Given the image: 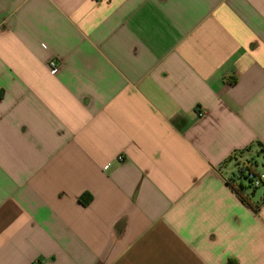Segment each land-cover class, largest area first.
I'll return each mask as SVG.
<instances>
[{
    "label": "crops",
    "instance_id": "0c3cea01",
    "mask_svg": "<svg viewBox=\"0 0 264 264\" xmlns=\"http://www.w3.org/2000/svg\"><path fill=\"white\" fill-rule=\"evenodd\" d=\"M263 147L264 0H0V264H264Z\"/></svg>",
    "mask_w": 264,
    "mask_h": 264
},
{
    "label": "built area",
    "instance_id": "2783aa9c",
    "mask_svg": "<svg viewBox=\"0 0 264 264\" xmlns=\"http://www.w3.org/2000/svg\"><path fill=\"white\" fill-rule=\"evenodd\" d=\"M50 67L52 74H55L58 68L57 61H52ZM124 160L123 157H119V162H123ZM240 178H242L243 183L252 190H258L264 187V173L258 172L257 162H248L243 170V175Z\"/></svg>",
    "mask_w": 264,
    "mask_h": 264
},
{
    "label": "trees",
    "instance_id": "16d2710c",
    "mask_svg": "<svg viewBox=\"0 0 264 264\" xmlns=\"http://www.w3.org/2000/svg\"><path fill=\"white\" fill-rule=\"evenodd\" d=\"M263 149H264V147H263ZM246 187L247 186L244 183H241V182H238L236 185H232V188L236 191V193L238 194V196L241 199V201L244 204H246L247 206H249V207H251V208L256 210L258 206H256V204L251 202L252 199L250 198V196L245 194Z\"/></svg>",
    "mask_w": 264,
    "mask_h": 264
},
{
    "label": "rangeland",
    "instance_id": "374dc122",
    "mask_svg": "<svg viewBox=\"0 0 264 264\" xmlns=\"http://www.w3.org/2000/svg\"><path fill=\"white\" fill-rule=\"evenodd\" d=\"M235 159H237V157L236 158H234V160ZM255 161L257 162V164H258V172L259 173H264V155L263 154H261V155H257L256 157H255ZM240 165L242 164V163H245V162H238ZM238 165V164H237ZM237 174H239V172H237ZM252 189H250V188H248V187H246V191L247 192H249L250 194H251V191ZM260 191H261V189H259ZM262 190H263V188H262Z\"/></svg>",
    "mask_w": 264,
    "mask_h": 264
}]
</instances>
